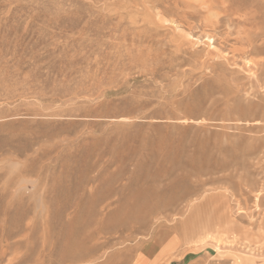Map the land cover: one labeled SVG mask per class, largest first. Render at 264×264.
Returning <instances> with one entry per match:
<instances>
[{
	"label": "rangeland",
	"instance_id": "1",
	"mask_svg": "<svg viewBox=\"0 0 264 264\" xmlns=\"http://www.w3.org/2000/svg\"><path fill=\"white\" fill-rule=\"evenodd\" d=\"M0 264H264V0H0Z\"/></svg>",
	"mask_w": 264,
	"mask_h": 264
},
{
	"label": "bare ground",
	"instance_id": "2",
	"mask_svg": "<svg viewBox=\"0 0 264 264\" xmlns=\"http://www.w3.org/2000/svg\"><path fill=\"white\" fill-rule=\"evenodd\" d=\"M183 4H184V3H183ZM198 6H199V5H198ZM198 6H197V7H198ZM186 7H187V5H186ZM214 7H215V6H214ZM187 8H188V7H187ZM191 8H192V7H191ZM201 9H202V8H201ZM189 10H190V9H189ZM185 11H186V10H185ZM188 12H189V11H188ZM197 12H198V11H197ZM190 13H191V12H190ZM192 13H193V12H192ZM201 16H202V15H201ZM210 263H212V262H210Z\"/></svg>",
	"mask_w": 264,
	"mask_h": 264
}]
</instances>
